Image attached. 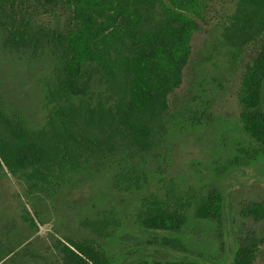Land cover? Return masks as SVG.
<instances>
[{"label":"trees","instance_id":"trees-1","mask_svg":"<svg viewBox=\"0 0 264 264\" xmlns=\"http://www.w3.org/2000/svg\"><path fill=\"white\" fill-rule=\"evenodd\" d=\"M201 1L0 0V263L17 216L33 231L56 223L54 264H120L112 248L134 229L183 248L191 222L222 217L221 178L264 172V55L241 77L236 137L180 170L178 137L212 122L210 103L172 104ZM233 1L217 43L235 61L264 47V0ZM239 215L263 220L264 200ZM263 246L237 241L231 264H259Z\"/></svg>","mask_w":264,"mask_h":264},{"label":"rangeland","instance_id":"rangeland-1","mask_svg":"<svg viewBox=\"0 0 264 264\" xmlns=\"http://www.w3.org/2000/svg\"><path fill=\"white\" fill-rule=\"evenodd\" d=\"M201 3L197 6V15L192 16L197 24L191 42L192 55L172 104L179 108L186 105L190 98L210 103L212 122L192 135L178 137L183 143L178 161L180 170H184L189 157L206 166L217 149H222L220 137H224V142L236 137L233 124L240 112L236 95L241 77L247 66L254 67L259 57L264 55V47H254L235 61L230 57L226 59L217 43L219 26L232 13L234 1L203 0ZM262 92L264 112V86ZM262 171L235 169L221 178L219 185L224 197L222 217L212 223L191 222L184 232L175 235V240L179 239L183 248H168L160 242L149 246L147 243H155L154 238L134 229V232L122 233L119 243L112 248V258L116 261L121 258L120 264H143L142 257L156 260L192 258L199 264H231L237 241L264 236V219L256 221L239 215L241 206L264 200ZM11 219L1 229L11 233V237L9 235V239L4 240L13 253L0 264H54L56 257L49 233L58 229L56 223L52 221L33 231L18 216ZM260 251L259 264H263L264 246Z\"/></svg>","mask_w":264,"mask_h":264}]
</instances>
